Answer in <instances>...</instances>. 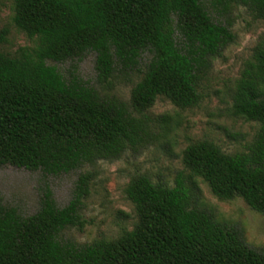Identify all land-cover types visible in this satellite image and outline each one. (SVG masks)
Wrapping results in <instances>:
<instances>
[{
  "label": "trees",
  "instance_id": "1",
  "mask_svg": "<svg viewBox=\"0 0 264 264\" xmlns=\"http://www.w3.org/2000/svg\"><path fill=\"white\" fill-rule=\"evenodd\" d=\"M232 6L264 22V0H13L12 23L33 45L5 54L0 30V166L56 176L147 147L155 138L147 113L159 97L178 109L198 105L201 78L233 40L215 11ZM87 53L95 54L99 86L150 55L128 105L84 82L76 66L64 78L47 65ZM231 99V114L257 126L247 150L226 154L199 141L184 149L182 165L218 200L241 199L264 215V35ZM89 183L79 175L62 208L46 189L29 217L0 203V264H264L241 232L195 206L181 180L169 187L143 175L124 188L137 218L130 230L86 245L63 242L62 232L80 225Z\"/></svg>",
  "mask_w": 264,
  "mask_h": 264
},
{
  "label": "rangeland",
  "instance_id": "2",
  "mask_svg": "<svg viewBox=\"0 0 264 264\" xmlns=\"http://www.w3.org/2000/svg\"><path fill=\"white\" fill-rule=\"evenodd\" d=\"M12 4L13 0H0V30L7 31L1 51L10 56L33 45V41L13 25ZM215 15L219 21L231 25L233 40L211 61L201 78L197 106L178 109L159 97L147 113L155 132L154 141L135 152L127 151L118 160L99 161L56 176L0 166V203L14 208L21 217H29L36 213L43 193L49 189L56 206L62 208L72 198L79 175L88 174L90 183L79 210L80 225L61 234L63 242L86 245L100 239L113 240L122 229L130 230L135 224L134 208L124 194L131 178L143 175L155 184L169 187L181 180L193 193L195 206L241 232L247 246L264 255V215L249 208L241 199L218 200L200 179L189 177L182 165L184 149L199 141L212 142L226 154L245 152L257 128L254 123L233 116L230 106L241 67L264 35V22L254 19L243 6L219 7ZM149 60L150 55L144 54L137 68L116 70L110 84L103 86L96 83L94 53H87L79 62L48 61L47 65L55 67L64 78L76 66L84 82L128 105L130 91L141 79Z\"/></svg>",
  "mask_w": 264,
  "mask_h": 264
}]
</instances>
